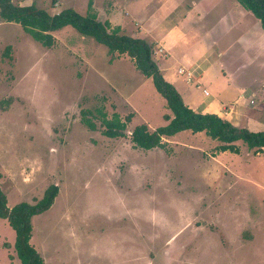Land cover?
Masks as SVG:
<instances>
[{"label": "rangeland", "instance_id": "obj_1", "mask_svg": "<svg viewBox=\"0 0 264 264\" xmlns=\"http://www.w3.org/2000/svg\"><path fill=\"white\" fill-rule=\"evenodd\" d=\"M32 1L52 16L69 8L85 16L91 0ZM151 1L127 6L151 17ZM92 3L102 22L143 36L120 11L125 0ZM199 8L214 18L231 13L237 19L243 7L236 0H204ZM201 26L193 30L206 48L221 39L219 26L210 23L209 32L200 33ZM53 35L56 44L48 49L20 24L0 18V187L10 208L34 204L49 186L59 187L52 207L32 221L31 243L43 264H264V151L238 142L239 154L221 153L219 142L190 131L163 137L164 148L135 149L130 135L137 126L153 131L168 124L165 115L172 116L153 81L130 57L109 55L72 27ZM9 45L12 59L4 55ZM171 51L181 57L182 46ZM245 80L231 81L233 90ZM233 90L226 95L235 97ZM6 99L11 103L4 109ZM83 110L97 116L89 118L98 130L82 122ZM102 114H118L127 135H103ZM234 118L261 131L264 105ZM15 237L0 218V264H21Z\"/></svg>", "mask_w": 264, "mask_h": 264}, {"label": "trees", "instance_id": "obj_2", "mask_svg": "<svg viewBox=\"0 0 264 264\" xmlns=\"http://www.w3.org/2000/svg\"><path fill=\"white\" fill-rule=\"evenodd\" d=\"M237 2L254 14L264 30V0H237ZM92 5L93 3L90 2L85 16L72 8L52 16L46 10L38 8L35 2L27 1L23 5H15L12 0H0V18L5 22L20 24L36 42L48 49L56 44L54 33L72 27L81 35L92 37L99 44L104 45L109 55L130 57L136 69L145 78L152 79L157 92L166 100L167 108L172 113V116H164L168 121L167 125L153 131L146 124L137 126L130 135L135 149L148 151L164 148L166 144L163 142V137H172L177 133L190 131L193 134L205 133L212 140L219 142L217 151L221 153L239 154L238 142H243L249 150L256 153L264 151V129L252 131L236 126L217 114H203L191 109L184 103L182 95L175 86L162 75L154 59L158 49L155 48V43L123 34L120 27H112L108 21H100L96 12L92 11ZM11 53L12 47L9 45L5 48L4 55L12 59ZM9 99L2 101L4 109L11 103ZM81 116L82 122H85L90 130H98L96 122H91L89 118L97 120V116L92 111L83 110ZM101 127L102 134L107 137L123 138L127 135V124L118 114H114L111 119L102 114ZM58 193L59 187L51 185L46 189L42 199L36 203L21 202L10 208L6 194L0 187V218L7 220L16 233L14 248L21 264H43L41 255L31 243L32 221L35 216L52 207Z\"/></svg>", "mask_w": 264, "mask_h": 264}, {"label": "crops", "instance_id": "obj_3", "mask_svg": "<svg viewBox=\"0 0 264 264\" xmlns=\"http://www.w3.org/2000/svg\"><path fill=\"white\" fill-rule=\"evenodd\" d=\"M128 1L125 0L126 4L120 11H125L128 15V19H125L134 20L141 31L143 36H135L136 38H151L155 48L162 50V53H156L154 59L164 78L175 86L187 106L203 114L231 116L232 118L226 120L243 127L234 123V115L258 109V105L262 103L264 105V30L252 12L242 8L237 19H231V13H222L214 18L211 13L199 8L204 0H152L150 6H155L156 15L147 17L148 14L145 13L143 17V11H132L127 6L128 3L137 2ZM23 4L24 2H19L17 5ZM111 5L113 6V3ZM217 5L214 4L215 8ZM133 8L137 9L136 5ZM111 10L110 6L108 11ZM206 14L208 20H205ZM203 22L206 23L204 28L201 26ZM210 23L213 29L219 26L223 34L220 40L206 48L207 45L203 46L201 36L196 35L197 31L193 28L199 25L202 28L198 32H209ZM117 26L121 28L120 25L112 27ZM169 44L174 50L182 46L181 57L173 51L170 53L172 49H167ZM180 69L192 70L193 80L187 82L186 78L179 74ZM244 79L246 80L242 88L233 90L231 81ZM194 80L198 83L197 88L193 87ZM227 90H233L237 95L228 97ZM230 104L232 106L228 107Z\"/></svg>", "mask_w": 264, "mask_h": 264}, {"label": "built area", "instance_id": "obj_4", "mask_svg": "<svg viewBox=\"0 0 264 264\" xmlns=\"http://www.w3.org/2000/svg\"><path fill=\"white\" fill-rule=\"evenodd\" d=\"M179 74L186 78L187 82H191L194 78L192 70L180 69ZM206 92V91H205ZM207 94V93H206Z\"/></svg>", "mask_w": 264, "mask_h": 264}]
</instances>
